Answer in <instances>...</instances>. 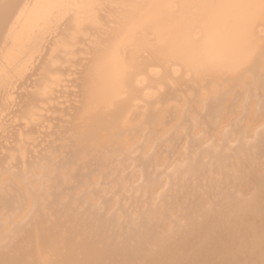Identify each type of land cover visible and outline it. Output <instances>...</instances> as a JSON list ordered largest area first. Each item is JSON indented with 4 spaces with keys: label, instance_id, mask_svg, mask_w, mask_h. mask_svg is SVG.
Returning <instances> with one entry per match:
<instances>
[{
    "label": "bare ground",
    "instance_id": "6f19581e",
    "mask_svg": "<svg viewBox=\"0 0 264 264\" xmlns=\"http://www.w3.org/2000/svg\"><path fill=\"white\" fill-rule=\"evenodd\" d=\"M0 264H264V0H0Z\"/></svg>",
    "mask_w": 264,
    "mask_h": 264
}]
</instances>
